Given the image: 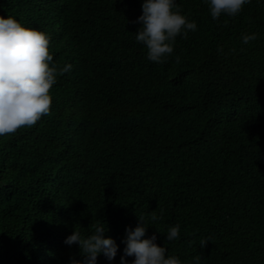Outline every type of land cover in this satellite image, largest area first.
Instances as JSON below:
<instances>
[{
  "label": "trees",
  "instance_id": "16d2710c",
  "mask_svg": "<svg viewBox=\"0 0 264 264\" xmlns=\"http://www.w3.org/2000/svg\"><path fill=\"white\" fill-rule=\"evenodd\" d=\"M142 2L0 0L73 65L49 114L0 136V264H69L81 256L66 236L101 222L118 252L97 264H120L138 216L184 264H264V0L218 20L177 0L197 30L164 63L135 40Z\"/></svg>",
  "mask_w": 264,
  "mask_h": 264
},
{
  "label": "clouds",
  "instance_id": "9594fccd",
  "mask_svg": "<svg viewBox=\"0 0 264 264\" xmlns=\"http://www.w3.org/2000/svg\"><path fill=\"white\" fill-rule=\"evenodd\" d=\"M209 6L213 20L221 15L235 17L251 0H204ZM142 14L135 22L139 23L135 36L147 50L148 60L164 63L174 53L178 36L187 38L189 31L197 30V23L189 20L181 11L177 0H143ZM227 23V21H225ZM258 34H242V43L249 44ZM50 36L41 30L21 24L16 18L0 16V136L16 132L23 126H32L44 115L50 113L52 97L50 90L57 83L59 75L72 71L73 65L55 64L49 51ZM222 51V49H220ZM51 65V66H50ZM160 217L151 213V221ZM144 216H138V223L126 226L124 255L120 264H184L181 259L169 254L168 248L156 243L157 235H146L149 227ZM107 226L104 222L95 224L87 235L73 229L65 238V244H78L81 259L69 258V264H97L98 256L113 261L117 256L116 241L105 236ZM180 236V225H169L167 241ZM208 239H202L204 247ZM127 257H134L129 262ZM188 264H201L197 255Z\"/></svg>",
  "mask_w": 264,
  "mask_h": 264
}]
</instances>
